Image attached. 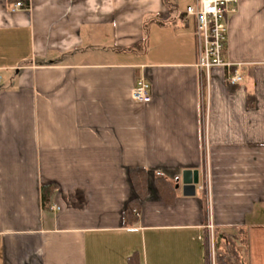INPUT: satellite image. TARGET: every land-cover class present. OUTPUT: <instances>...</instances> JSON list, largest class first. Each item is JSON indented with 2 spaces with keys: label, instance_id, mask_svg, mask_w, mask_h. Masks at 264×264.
Wrapping results in <instances>:
<instances>
[{
  "label": "crops",
  "instance_id": "obj_1",
  "mask_svg": "<svg viewBox=\"0 0 264 264\" xmlns=\"http://www.w3.org/2000/svg\"><path fill=\"white\" fill-rule=\"evenodd\" d=\"M14 1L0 0V264H215L233 228L234 264H264V0L226 18L236 84L234 66L200 71L194 0ZM142 79L147 102L130 96ZM183 169L199 171L193 195Z\"/></svg>",
  "mask_w": 264,
  "mask_h": 264
},
{
  "label": "built area",
  "instance_id": "obj_2",
  "mask_svg": "<svg viewBox=\"0 0 264 264\" xmlns=\"http://www.w3.org/2000/svg\"><path fill=\"white\" fill-rule=\"evenodd\" d=\"M240 0H194L193 4L185 7V15H192L195 19V38L199 50L198 67L200 71H208L211 67L222 66L230 69L226 81L236 84L242 79L240 64L231 63L224 58L226 45V18L237 10ZM29 3L16 0L10 10L27 9ZM132 99L147 102L151 99L150 84L140 80L130 91ZM204 186H206L204 184ZM203 189V186H199ZM212 238V226L209 225Z\"/></svg>",
  "mask_w": 264,
  "mask_h": 264
},
{
  "label": "trees",
  "instance_id": "obj_3",
  "mask_svg": "<svg viewBox=\"0 0 264 264\" xmlns=\"http://www.w3.org/2000/svg\"><path fill=\"white\" fill-rule=\"evenodd\" d=\"M130 176L133 180L135 191L138 195H143L146 188V169L141 166L131 167ZM155 183L165 197L167 201H172L175 197V191L172 184L161 174H157L154 178ZM51 185H46L43 188V198L49 197L51 190ZM138 209V202L135 200L129 201L126 211L124 212L125 220L134 221V211ZM243 229H225L223 230V235L226 240L225 244L227 249H220L216 251L215 254V264H234V257L237 255V245L242 243L244 239ZM241 238V239H240Z\"/></svg>",
  "mask_w": 264,
  "mask_h": 264
},
{
  "label": "water",
  "instance_id": "obj_4",
  "mask_svg": "<svg viewBox=\"0 0 264 264\" xmlns=\"http://www.w3.org/2000/svg\"><path fill=\"white\" fill-rule=\"evenodd\" d=\"M198 175V169H183L181 178L177 179L175 187L178 188L181 185L184 195H193L195 192V186L199 182Z\"/></svg>",
  "mask_w": 264,
  "mask_h": 264
},
{
  "label": "rangeland",
  "instance_id": "obj_5",
  "mask_svg": "<svg viewBox=\"0 0 264 264\" xmlns=\"http://www.w3.org/2000/svg\"><path fill=\"white\" fill-rule=\"evenodd\" d=\"M188 1H190V0H188ZM171 2H173V0H171ZM186 2H187V0H178V2H176L177 4H176V6H177V8H179V9H181V8H184L185 7V4H186ZM164 34H161V40H162V44L161 45H166V44H168L169 42H167V41H169V39L168 38H165V36H163ZM149 45V46H148ZM154 44H153V42H152V39L149 41V42H145V48H148V47H152ZM146 50V49H145ZM212 237H213V234H212ZM211 241V240H210ZM213 241V240H212ZM212 242H210V245H212L211 244ZM215 246V245H214ZM216 247V246H215ZM214 247V248H215ZM211 249H212V246H211Z\"/></svg>",
  "mask_w": 264,
  "mask_h": 264
}]
</instances>
